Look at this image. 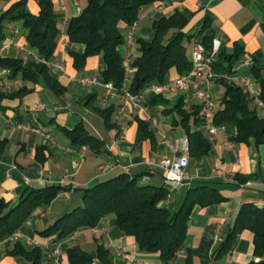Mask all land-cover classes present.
Wrapping results in <instances>:
<instances>
[{
  "label": "crops",
  "instance_id": "obj_1",
  "mask_svg": "<svg viewBox=\"0 0 264 264\" xmlns=\"http://www.w3.org/2000/svg\"><path fill=\"white\" fill-rule=\"evenodd\" d=\"M15 1L19 0L0 1V16ZM52 2L55 13L60 17L59 28L63 34H66L69 21L78 17L87 6V0ZM27 9L38 14L37 0H27ZM176 14L187 21L183 28V44L188 56L195 39L208 37L219 42L220 65L215 69L216 78L207 86L215 99L214 114L222 108L225 83L240 86L242 77H250L257 82V74L264 79V0H167L161 8H145L140 13L139 30L133 43L118 48L123 60L125 56H130L132 61L139 58L138 41H152L155 37L154 23ZM119 29L124 36L128 26L120 23ZM28 33L22 20L7 22L3 45L8 47L0 52V57L39 62V50L29 44ZM178 33V29L171 30L167 38L172 40ZM70 52L83 54L85 47L69 44L67 35L65 38L60 36L50 62L62 66L64 71L47 66L50 77L62 88L61 93L51 90L42 77L37 82L26 81L23 87L10 92L0 88V95L11 94L24 87L28 89L19 97L0 99V201L14 207L27 188L40 189L49 185L71 188V191L61 192L51 205L37 209L20 230L42 247L60 245V264H70L67 251L74 246L90 255L91 264H107L98 258L99 246L108 251V264H165L159 253H146L139 249L134 237L123 235L114 216L101 219L94 229L76 232L74 240L66 238L55 245H52V238H43L39 232L82 205L83 192L78 189L123 173L143 175L146 177L143 184L166 187L170 191V199L160 205L172 213L180 209L191 188L206 183L217 188L226 200L193 208L186 249L178 255L175 264H183L187 251L192 254L195 264H229L230 261L232 264H249L254 259V235L250 231L240 234L226 257L215 260L213 255L232 228L242 205L264 208V146H257L253 139L250 143L234 142L236 127L233 123L221 126L213 136L205 126L201 127L208 139L212 137L211 150L206 156H190L187 171L194 180L180 185L168 184L163 171L151 168L148 163L183 155L182 151L175 152L187 139L182 125L183 115L175 106L182 100L183 110L188 113L201 107L193 89L187 93L162 96L146 92L139 107L130 109L122 130L116 122L118 99L105 102V90L101 86L82 83L101 79L106 69L103 58L89 57L85 67L77 70ZM235 54H239L238 58L227 59ZM247 60L255 62L256 68L260 69L257 74L253 68L241 67V63ZM231 64L233 73H229ZM132 76L133 73L130 78ZM177 76L173 69L165 83ZM258 86L260 89L259 83ZM183 98H187L186 103ZM38 105L43 109L36 111ZM251 107L264 118L261 107L254 102ZM110 108H113V113L109 126L102 112ZM144 109L157 119V129L145 121ZM13 123L20 126H12ZM142 123L146 124V130L141 127ZM78 126L85 127L101 144L91 147L74 143L66 131ZM190 126L191 131L198 129L192 119ZM45 134H50L51 140ZM110 165H115V168L105 174L100 172L101 167ZM24 178L30 180V185L24 184ZM12 250L13 244L0 245V264H32L12 254ZM44 254V264H56L45 251Z\"/></svg>",
  "mask_w": 264,
  "mask_h": 264
},
{
  "label": "trees",
  "instance_id": "obj_2",
  "mask_svg": "<svg viewBox=\"0 0 264 264\" xmlns=\"http://www.w3.org/2000/svg\"><path fill=\"white\" fill-rule=\"evenodd\" d=\"M0 1L9 3L13 0ZM165 1L167 0H87V6L78 17L69 21L66 31L69 44H82L85 47L83 54L70 52L75 68L82 70L89 57L101 56L106 69L100 81L121 87L126 72L124 60L118 51L124 44L119 24L125 23L129 27L139 20L142 10L160 6ZM37 2L38 14H33L27 9V0H19L13 2L0 16V48L6 38V23L22 20L29 32V44L39 50L41 59L50 61L59 45L60 17L55 13L52 0ZM186 23V19L178 14L169 19L156 21L154 39L150 42L138 41L141 56L132 63L133 76L129 83L131 93L142 94L151 85L165 83L173 69L177 71L178 76L189 71L190 56L187 55L183 44L185 39L183 28ZM174 29H178L179 33L171 40L167 36ZM202 41L206 48L211 50L212 39L204 37ZM238 55H231L227 59H236ZM219 58L220 54L218 60ZM218 60L215 69L220 65ZM231 65L229 73L234 72L233 64ZM3 69L11 72V78H20L24 82H37L42 77L51 90L57 94L62 92L59 84L50 77L48 67L40 62L0 57V71ZM253 70L257 74L260 69L255 66ZM256 76L261 86L259 99L264 103V79L258 74ZM225 87L222 108L214 114L213 124L221 127L233 123L236 127L234 142L250 143L253 139L257 146H264V118L251 107L253 99L241 86L225 83ZM27 90L24 87L11 94H1L0 99L19 97ZM175 109L183 115L182 125L188 138L190 156L197 158L208 155L211 142L201 128L205 125L202 106L188 113L183 110V103L180 100ZM102 113L110 126L113 108ZM191 119L198 127L194 131H191ZM141 127L146 130L145 123H142ZM66 132L74 143L91 147L101 144V141L83 126ZM142 177L143 175L123 173L90 187L78 189L83 192L82 205L39 232V236L52 238V245H55L80 230L96 228L105 217L114 216L122 234L134 237L140 250L146 253H159L164 262L176 260L186 249L188 224L193 208L196 205L206 207L219 204L226 199L217 188L203 183L191 188L180 209L172 213L160 205L170 199V191L166 187L143 184ZM63 191H71V188L60 185H49L40 189L27 188L14 207L0 201V242L20 230L37 209L51 205ZM244 231H250L254 235V259L249 264H264V208L253 204L241 206L232 228L226 233L213 258L220 260L226 257L235 240ZM67 253L70 264L92 263L90 255L78 246L70 248ZM12 254L21 256L32 264H44L45 254L41 248L28 249L23 242L13 244ZM97 254L102 262L108 264V251L103 246L98 247ZM183 264H195L190 251H187Z\"/></svg>",
  "mask_w": 264,
  "mask_h": 264
},
{
  "label": "built area",
  "instance_id": "obj_3",
  "mask_svg": "<svg viewBox=\"0 0 264 264\" xmlns=\"http://www.w3.org/2000/svg\"><path fill=\"white\" fill-rule=\"evenodd\" d=\"M157 6L156 8H161ZM139 30V20L135 21L128 27V31L124 35V44L130 45L133 43L135 36ZM62 38L66 37V34L61 33ZM123 44V45H124ZM219 42L213 41L211 50H208L204 45L202 39H195L190 53L191 68L183 75H179L170 81L149 86L142 94H133L129 91L130 75L133 72L132 59L130 56L124 57V65L126 76L121 87H116L113 83H103L100 80L93 79L91 81H82L83 84H93L101 86L105 92L103 100L105 102L118 99V109L116 112V122L123 130L129 111L131 108H137L140 105V101L146 92H152L156 96H162L172 93H187L191 88L193 89L194 97L201 103L204 114V126L206 131L211 136L215 135L219 128L212 122L214 116L215 99L207 89V86L216 78L215 63L219 57ZM8 45H3L0 48V52L6 49ZM40 63L46 66H53L64 71L62 66H58L50 61L44 59L39 60ZM255 62L247 60L241 63V67L253 68ZM24 81L20 78H11V72L8 69L0 71V88L7 90L8 92L23 87ZM239 84L243 90L253 99L254 103L264 110V103L259 99L261 88L259 89L258 83L252 80L250 77H242L239 79ZM183 102H187V98H183ZM43 109L42 105L36 107V111ZM1 116V113H0ZM143 117L154 129L158 127L157 119L151 115L147 110H143ZM12 126H20L17 123L11 124ZM45 136L51 140L50 134ZM212 140V137L209 139ZM183 152V155L174 158H165L158 163L149 162L148 165L153 168H159L163 171L165 179L168 184L180 185L184 183H191L194 177L190 175L187 168L190 163L189 143L188 138L182 142V148L177 147L175 152ZM115 168V165L103 166L100 168V172L105 174ZM146 177L141 178V182H144ZM25 185H30V180L24 178ZM71 240L75 239V234L69 237ZM16 242H23L29 247H38L47 253V256L53 258L56 264H60L61 247L60 245L50 247L49 245L42 247L33 238L21 230L16 231L12 235L5 238L0 242V245H12ZM165 264H175V259H172ZM229 264H232L230 261Z\"/></svg>",
  "mask_w": 264,
  "mask_h": 264
}]
</instances>
